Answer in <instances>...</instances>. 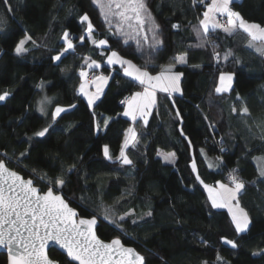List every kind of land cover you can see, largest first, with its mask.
<instances>
[{
    "label": "trees",
    "instance_id": "obj_1",
    "mask_svg": "<svg viewBox=\"0 0 264 264\" xmlns=\"http://www.w3.org/2000/svg\"><path fill=\"white\" fill-rule=\"evenodd\" d=\"M104 2L0 0V94H10L0 101V160L34 179L42 191L62 192L81 217H98L97 234L120 239L144 256L145 264H264V177L257 164L264 157V49L252 47L239 28L229 35L223 27H210L205 36L200 21L211 0H145L151 19L142 29L135 21L129 28L110 13L105 19ZM230 7L264 27V0H234ZM85 14L92 36L106 40V46L88 38L87 22L80 19ZM226 18L221 16L220 25ZM152 21L159 25V45ZM65 31L74 50L54 61L66 46ZM29 36L28 51L17 56L16 45ZM111 51L142 69L147 62L153 74L171 65L183 73L181 94L158 92L146 124L124 116L121 99L142 85L121 66L105 64ZM185 54L187 63L175 62ZM90 60L100 62L110 77L93 106L79 92L80 72ZM222 73H233L234 83L230 91L217 93ZM44 94L52 97L46 115L38 108ZM73 105L53 120L57 106ZM245 106L248 114L241 111ZM49 124L44 137L34 135ZM132 124L137 143L127 147L133 164L125 165L118 157ZM105 145L111 159L104 156ZM160 150L173 151L176 162L163 161ZM234 169L245 184L239 203L251 220L244 233L236 232L227 209L212 207L204 187L219 181L232 185ZM58 178L65 180L63 187L55 185ZM49 254L71 264L57 250ZM6 263L7 255L0 253V264Z\"/></svg>",
    "mask_w": 264,
    "mask_h": 264
},
{
    "label": "snow or ice",
    "instance_id": "obj_2",
    "mask_svg": "<svg viewBox=\"0 0 264 264\" xmlns=\"http://www.w3.org/2000/svg\"><path fill=\"white\" fill-rule=\"evenodd\" d=\"M233 2L234 0H211L210 3L206 4L207 10L203 13L204 18L200 21L203 34L207 35L210 21L213 20L215 15L219 14L228 17L227 25L222 26L218 22H213L211 23L212 29L223 27L225 32L232 35L238 27L243 29L252 41L264 42V28L258 24L248 23L239 12L233 11L230 7ZM101 8L102 10L106 9L103 12L105 19L110 13L118 16L122 22L127 23L129 28L133 27V21H135L136 27L142 29L146 19H151L145 0H108L106 4H101ZM80 19L81 22H87L86 32L88 38L91 39L93 25L89 21V17L85 14ZM152 23L154 29L153 40L155 45H159L162 43L156 35L159 31V25L154 21ZM173 27H178V25H173ZM62 39L66 46L58 55L52 57L54 61H60L65 53L74 50L75 45L69 32L65 31ZM79 39L83 41L85 37L81 36ZM29 40H31L30 36L19 41L15 47L17 56H22L28 51L25 44ZM91 42L97 47L107 44L106 40L97 41L92 39ZM199 46L202 47L203 45ZM215 55L218 57L219 53H215ZM85 62L88 63V61ZM175 62L179 64L187 63L186 54L175 57ZM107 63L109 65L119 63L122 67L127 65V67H124L125 76L139 81L142 85H148L142 93L137 92L127 99L128 108L124 115L130 116L134 121L137 114H139L144 117V123H147V115L150 114L151 108L156 105L157 89L168 93L169 96L174 92H181L180 80L183 73L173 71L171 65L163 68L157 75L153 76L147 70V62L142 69L132 64L131 61L119 57L116 52H112L108 56ZM88 66L98 68L100 64L95 60H91ZM80 76L83 78L86 73L81 71ZM232 79L233 74H221V85L216 88V92L228 91L231 88ZM107 80L108 77L103 75L94 77L93 83L97 86L96 94L86 92L85 84L81 83L79 91L87 96L89 106L99 98L98 94L102 91L101 84L107 83ZM9 95L7 91L0 94V101H4ZM45 102H50L47 97L41 101L39 109L41 113L44 112L43 104ZM72 107H75V105ZM64 111V108L57 106L52 113L53 120ZM233 111L236 110L233 109ZM241 111L244 114L249 112L246 106ZM179 115V112H177V116ZM105 124H107V121H105ZM50 128L51 125L49 124L34 135L44 137ZM128 133L131 134V138L126 134L118 159L122 164L132 165L133 161L126 155L125 149L130 142L135 141L136 134L131 128L128 129ZM103 151L104 156L111 159L107 145H105ZM21 155H24V153ZM158 155H162L168 163L175 162L174 153H158ZM74 167L73 165L68 171L71 172ZM192 170L196 171L195 162L192 163ZM235 172L234 169L233 174H230L229 177L234 187L222 183L219 184L218 189L210 185H204V187L209 193L212 207H228L232 213L236 232L244 233L249 229L251 221L248 213L239 207L237 195L244 189L245 184L235 175ZM260 175L264 177V170H261ZM197 179L199 180V176H197ZM54 183L63 187L65 180L58 178ZM233 201H236L235 211H233ZM146 215L151 216L152 213L148 212ZM77 216L76 210L70 207L61 195L54 194L52 187H49L46 192H41L34 186L31 179L25 181L18 173L10 171L5 166L4 161L0 160V247L7 250L8 264H57V261L50 258V250H63L70 261H78L79 264H145L144 256L131 247H125L120 239H113L110 243L100 240L94 231V226L97 223L95 215L90 219H77ZM109 217L110 212L106 209L104 219L108 220ZM124 219V216L119 217V221ZM111 222L117 227H122L116 220ZM224 242L232 248L238 246L235 241L224 239ZM220 259L222 258L217 256V260Z\"/></svg>",
    "mask_w": 264,
    "mask_h": 264
},
{
    "label": "rangeland",
    "instance_id": "obj_3",
    "mask_svg": "<svg viewBox=\"0 0 264 264\" xmlns=\"http://www.w3.org/2000/svg\"><path fill=\"white\" fill-rule=\"evenodd\" d=\"M103 1V0H102ZM108 2V0H105V2H104V4H106ZM103 4V3H102ZM207 10V9H206ZM112 15V14H111ZM224 16H226V15H224ZM115 17H118V16H115ZM118 19L120 20V18L118 17ZM245 20V19H244ZM121 21V20H120ZM245 21H247L248 23H250V24H257V23H255V22H250V21H248V20H245ZM122 22V21H121ZM224 23H225V25H226V22L227 21H223ZM122 23H124V22H122ZM259 25V24H258ZM262 27V26H261ZM238 28V27H237ZM262 28H264V27H262ZM243 30V29H242ZM25 39V38H24ZM92 39H95L93 36L91 37V40ZM95 40H104V39H95ZM260 42V41H259ZM250 45L252 46V47H254V48H256V50H261V49H264V42H261L260 44L258 43V42H256V41H252L251 43H250ZM103 46H106V45H103ZM112 52H115V51H111V52H109V54H108V56H110L111 55V53ZM117 53V52H116ZM119 55V57H121V58H123V59H125V60H129V61H131L132 62V64H134L135 66H137V67H139L133 60H131V59H129V58H126V57H123L122 55H120V54H118ZM108 56H107V58H108ZM88 63H90V62H88ZM88 63L86 64V66H85V68L84 69H82L81 71H84L85 73H88L90 70H91V68L92 67H89L88 66ZM105 64L107 65L108 63H107V59H106V61H105ZM114 65H118V66H121L119 63H116V64H112V65H109V66H114ZM124 67H127V65H125V66H123L122 68H123V71H124ZM139 68H141V67H139ZM96 70V72H94V73H89L88 75H87V81H90V82H92L93 81V79H94V77H97V76H101V75H103V76H106V77H108V79H110V77H109V75H106L105 73H104V71H102V70H100V69H95ZM151 75H153V76H155V75H157V74H153V73H150ZM222 74H233V73H222ZM234 77H235V75L233 74V79H232V82H231V88L228 90V91H230L231 89H232V87H233V83H234ZM136 81V80H135ZM181 81V80H180ZM136 82H138L139 83V81H136ZM81 83H84L85 84V91H86V89H88L87 87H86V82H85V77H83V78H81ZM81 83H80V85H81ZM227 83V82H226ZM140 84V83H139ZM142 85V84H141ZM221 85V82L219 83V86ZM218 86V87H219ZM145 87H148V85L147 84H144V85H142V89H140V90H136L135 92H133L132 94H131V97L135 94V93H137V92H140V93H142L143 91H144V88ZM180 87H181V84H180ZM79 88H80V86H79ZM158 90L159 89H157L156 90V95H157V93H158ZM80 92V91H79ZM81 93V92H80ZM82 95H84L83 93H81ZM45 97H47L48 99H49V101L50 102H45L44 104H43V107H44V112L42 113V114H44V115H46V114H48V112H49V110H50V108H51V104H52V97H50V96H48V95H46V94H44V95H42L41 97H40V100H39V102H38V108L40 109V107H41V101L45 98ZM127 108H128V104L126 103V105H125V108H124V111H123V115H124V112L127 110ZM152 110H153V107L151 108V110H150V114L149 115H147V120L149 121V119H150V117H151V114H152ZM40 111V110H39ZM41 112V111H40ZM125 116V115H124ZM126 117H128V118H130V119H132L130 116H126ZM138 118H143L144 119V117H142V116H140L139 114H137V118L136 119H138ZM134 121V120H133ZM133 129L134 131H135V134H136V128H135V125L134 124H132L130 127H129V129ZM127 133H128V130H127ZM128 136H129V138H131V134H127ZM137 137V136H136ZM131 144H133V142H130L129 143V145L128 146H130ZM127 149V148H126ZM125 149V153H126V155H127V150ZM159 153H162V154H168V153H174L173 151H166V150H160L159 151ZM175 154V153H174ZM128 156V155H127ZM159 157H161L162 158V160L163 161H165L164 159H163V157H162V155H158ZM129 157V156H128ZM165 162H167V161H165ZM175 162H176V154H175ZM174 162V163H175ZM168 163V162H167ZM170 164H173V163H170Z\"/></svg>",
    "mask_w": 264,
    "mask_h": 264
},
{
    "label": "crops",
    "instance_id": "obj_4",
    "mask_svg": "<svg viewBox=\"0 0 264 264\" xmlns=\"http://www.w3.org/2000/svg\"><path fill=\"white\" fill-rule=\"evenodd\" d=\"M221 16L222 15H219V14H217V15H215L214 16V18H213V20L212 21H210V27H211V23H213V22H218L219 24H220V18H221ZM225 17H227V16H225ZM228 20V17L226 18V21ZM226 25H227V22H226ZM225 25V26H226ZM256 42H258L259 44L261 43V42H259V41H256ZM96 61V60H95ZM89 62H91V60L89 61ZM98 62V61H97ZM99 64H100V62H98ZM108 66H109V64H107ZM100 66H101V64H100ZM115 66V65H114ZM122 67V66H121ZM95 69H99V67L97 68V67H95V66H93L92 68H91V70L88 72V73H86V76H85V82H86V87L88 88V89H86V92H88L89 94H96V92H97V86H96V84L95 83H93V81L92 82H90V81H87V75L89 74V73H91V72H93ZM108 81H109V79L107 80V83H108ZM107 83H104V84H101V87H102V91L98 94L99 95V98L103 95V93H104V90H105V88H106V86H107ZM220 83V82H219ZM180 89H181V87H180ZM158 92H161V91H159L158 90ZM182 92V91H181ZM181 92H174V93H172L171 95H173V94H181ZM224 92H228V91H224ZM165 93V92H164ZM84 96V98L87 100V102H88V98H87V96H85V95H83ZM98 98V99H99ZM98 99H96L95 100V102L91 105V106H93L96 102H97V100ZM143 119V118H142ZM144 120V119H143ZM147 122H148V120H147ZM126 134H128L127 132H126ZM137 138V137H136ZM135 138V141L133 142V144H136L137 143V139ZM257 164L259 165V167H261V170H264V157H259L258 159H257ZM225 184V185H227V186H229V187H234L233 185H231V184H228V183H225V182H222V181H219V182H217V183H215V184H206V185H210V186H212L213 188H219V184ZM205 190H206V188H205ZM243 190V189H242ZM242 190H241V192H242ZM206 192H207V195H208V198H209V193H208V191L206 190ZM240 192V193H241ZM240 193H238V195H237V200L239 201V195H240ZM210 200V199H209ZM210 202H211V200H210ZM212 203V202H211ZM235 205H236V201H233L232 202V206H233V211H235L236 210V208H235ZM239 207L240 208H242L245 212H247L242 206H241V204L239 203ZM222 208H225V209H227L228 211H229V208L228 207H222ZM221 208V209H222ZM219 209V208H218ZM230 212V211H229ZM230 214H231V216H232V213L230 212ZM249 216V215H248ZM249 218H250V216H249ZM251 221V220H250Z\"/></svg>",
    "mask_w": 264,
    "mask_h": 264
},
{
    "label": "water",
    "instance_id": "obj_5",
    "mask_svg": "<svg viewBox=\"0 0 264 264\" xmlns=\"http://www.w3.org/2000/svg\"><path fill=\"white\" fill-rule=\"evenodd\" d=\"M59 107H62V108L65 109V111L62 112V113L60 114V116H61L62 114H65V113H68V112L72 111L73 108H74V107H72V106H59ZM55 109H56V108H55ZM55 109H54V111H55ZM60 116L56 117V119H58ZM4 163H5V166H6L10 171H15L16 173H18V174H19V175H20L25 181L31 179V180L33 181L34 186L37 187L41 192H46V191H47V190H46V191H42L41 187L35 184V180H34V179H32V178H25L21 173L17 172L16 170L12 169L11 167H9V166L6 164L5 161H4ZM53 191H54V194L61 195V196L65 199V201L69 204V202L66 200V198H65V196L62 194V192L56 191V190H54V189H53ZM69 206L72 207L70 204H69ZM72 208L75 209L74 207H72ZM75 210H76V212L78 213L77 219H90V218H88V217H81V216L79 215L78 210H77V209H75ZM96 218H97V223H96V225L94 226V231H95L97 237H98L100 240H102L103 242H105V243H110L112 240H111V241L104 240V239H102V238L97 234V227H98V225H99V223H100V219H98V217H96ZM121 243H122V242H121ZM124 246H125V245H124ZM57 247H58V246H57ZM125 247H128V246H125ZM131 248H132V247H131ZM133 249H134V248H133ZM134 250H135V249H134ZM57 251H59V252H61L62 254H64V255L67 256L66 252H64L63 250H57ZM135 251H136V250H135ZM49 252H50V251H49ZM136 252H137V251H136ZM0 253H5V254L7 255V250H6L5 248H3V247H0ZM137 253H138V252H137ZM140 255H141V254H140ZM49 256H50V254H49ZM50 258L53 259L51 256H50ZM68 259H69V261H70V258H68ZM53 260H55V259H53ZM55 261H57V260H55ZM70 262H72L73 264H79L78 261H70ZM6 264H8V255H7V263H6ZM57 264H60L59 261H57Z\"/></svg>",
    "mask_w": 264,
    "mask_h": 264
},
{
    "label": "built area",
    "instance_id": "obj_6",
    "mask_svg": "<svg viewBox=\"0 0 264 264\" xmlns=\"http://www.w3.org/2000/svg\"><path fill=\"white\" fill-rule=\"evenodd\" d=\"M72 37H75V35H72ZM128 98H131L130 97V95H125L122 99H121V104H123V105H126V103H127V99ZM123 102V103H122Z\"/></svg>",
    "mask_w": 264,
    "mask_h": 264
},
{
    "label": "flooded vegetation",
    "instance_id": "obj_7",
    "mask_svg": "<svg viewBox=\"0 0 264 264\" xmlns=\"http://www.w3.org/2000/svg\"><path fill=\"white\" fill-rule=\"evenodd\" d=\"M71 264H73L72 262H70Z\"/></svg>",
    "mask_w": 264,
    "mask_h": 264
}]
</instances>
